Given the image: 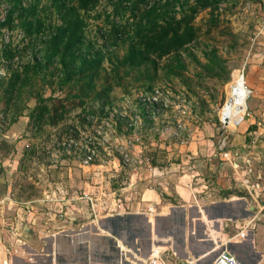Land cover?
<instances>
[{
    "label": "rangeland",
    "instance_id": "rangeland-1",
    "mask_svg": "<svg viewBox=\"0 0 264 264\" xmlns=\"http://www.w3.org/2000/svg\"><path fill=\"white\" fill-rule=\"evenodd\" d=\"M59 1L23 0L24 8L16 11L11 25L0 27V185H6L0 206L9 214L22 213L26 204L34 207L29 210L39 217V226L30 224L37 228H31L30 239L49 243L51 233L65 225L66 229L79 230L84 226L88 234L98 230L109 233L108 227L115 234L111 224L114 218L147 213L149 205L144 204L155 202L161 189L170 200L178 195L180 187L186 192L196 188L203 196L211 193L216 198L225 197L228 189L242 196L236 187V182L243 179L241 170L245 165H257L253 156L260 161L262 153L255 149L256 134L244 139L243 122L232 128L222 120L221 112L238 76H244L248 87L255 89L250 81L251 71L255 73L252 64L264 62V0H226L220 7L219 26L209 32V11L200 12L196 24L202 30L198 40L182 51L187 64L182 76L166 70L173 54L161 60L158 71L123 66L129 36H115L113 29L115 24L121 27L133 23L132 6L125 0L127 8L116 12L115 5L123 0H99L96 7L82 13L87 22L86 40L79 51L105 55L101 73L91 86L94 89L87 92L84 81L64 85L65 69L55 59L33 74L24 88L19 84L8 91L16 71L47 61L50 39L62 23ZM14 2L0 0V22ZM25 20L34 22L33 33L24 28ZM38 20L43 26L37 32ZM213 48L228 66L215 77L191 58L195 55L205 63L204 52ZM82 88L88 95H83ZM106 88L110 91L105 92ZM52 95L64 99L66 109L58 117L47 114L37 123L32 115L39 97ZM256 97L251 93L249 108ZM246 149L252 151L249 157L243 152ZM90 153L93 158L87 160ZM150 197L153 200H148ZM171 214L166 213L168 217ZM156 215L151 222L158 240L164 228ZM204 217L209 219L208 213ZM240 221L232 223L230 230L234 243L242 239L237 237L244 228ZM259 221L254 243L264 253V217ZM143 231L144 227L140 233ZM130 234L120 238L124 254L133 264H142L147 251L126 245ZM54 237L56 247L64 248L59 237ZM91 244L95 250L97 243ZM192 248L197 250L196 245ZM219 249L201 262L212 261ZM196 257L193 254L192 258Z\"/></svg>",
    "mask_w": 264,
    "mask_h": 264
},
{
    "label": "crops",
    "instance_id": "crops-1",
    "mask_svg": "<svg viewBox=\"0 0 264 264\" xmlns=\"http://www.w3.org/2000/svg\"><path fill=\"white\" fill-rule=\"evenodd\" d=\"M258 64H252L251 69H254L255 73L251 71L250 77L255 88H251L252 94H256L257 97L251 107H248L246 117L244 115L242 121L237 124V128L243 122L241 130L244 139L253 133L256 134L257 144L260 146L258 147L256 144L257 148L255 149H259L263 155H260V161L253 156L259 162L257 165H245L241 170L243 179L236 182V187L239 188L240 193H245L244 195L237 196L228 189L225 197L216 198L217 196H212L211 193L203 196L196 188L186 192L183 187H180L177 189L178 195H174L170 200L169 196L165 197L164 189H161L160 197L153 196L156 200V203H153H155L158 213L155 218L164 224H162L164 233L158 240L154 238V227L151 222L154 218L153 215L141 213L131 217V213H129L120 215L111 221L115 234L108 227L105 228L109 233H101V230H98L93 234H88L84 226L79 230L66 229L65 225L64 229L61 228L62 230L60 229L59 232L51 233L48 239L49 243H40L39 240L34 242L30 239L32 234L30 230L33 226H39L37 224L39 217H34L37 214L33 210H29L34 207L31 208L26 204L23 205L26 209L21 208L22 213L20 210L15 214H9L4 206H0V264H133L130 258L124 254L120 241L124 234L129 233L132 236L126 240V245L134 250L144 248V251H147V257L150 240L153 245L154 243H165V246H170L179 258L187 259L193 254L198 257L214 249V238L218 239V242L221 241L220 239L229 240L231 238L230 230L234 225L232 223L239 220L244 223V228L241 233L237 234V237L242 239L240 243L230 241L229 249L237 255L242 264H264V253L258 243H254V230L257 229L259 220L264 217L261 216L264 213V62ZM243 152L248 156L252 151L246 149ZM247 160L249 162V158ZM261 160L262 163H260ZM238 166L240 167V165ZM3 188H6L5 184L0 185V197L5 198ZM148 200H153V198L150 197ZM3 201L4 199L0 198V205H3ZM151 204L152 202H149L144 205L150 206ZM66 207L70 209L68 205ZM166 213L172 214L168 217L169 215L167 216ZM204 213H208L209 219L204 217ZM29 217L32 223H30ZM102 217L106 218L107 216ZM249 223L250 225L246 227ZM143 227L144 231L141 234L140 229ZM208 227L214 235L206 233ZM51 236H53V241ZM54 236L59 237L58 241L64 243V248L56 247ZM169 236L171 237L170 242H163ZM92 241L97 243L95 250L92 247ZM172 241L176 242L174 246L171 245ZM234 244H237L235 248ZM158 245L160 244L156 246ZM194 245L197 246L195 251L192 248ZM168 255L170 256L171 253L169 252Z\"/></svg>",
    "mask_w": 264,
    "mask_h": 264
},
{
    "label": "trees",
    "instance_id": "trees-1",
    "mask_svg": "<svg viewBox=\"0 0 264 264\" xmlns=\"http://www.w3.org/2000/svg\"><path fill=\"white\" fill-rule=\"evenodd\" d=\"M121 4L115 5L116 12L127 8ZM226 0H126L133 13V23L130 26L114 25L115 36L127 34L130 43L128 53L123 59V66L134 70L146 68L158 71L161 60L167 56L174 55L166 64L168 73L175 76H182L187 69V64L183 60L182 51L188 45L195 43L200 37L202 27L196 24V19L200 12L209 11L206 22L208 32L220 24V7ZM99 0H75L72 5L65 1L57 2L61 24L57 27L49 42L47 61L37 62L27 65L20 71H16L10 78L8 91L20 87L24 88L28 82L32 81V75L38 73L44 66L51 64L55 59H59L65 69L63 84L86 82L88 90L95 84L101 73V68L105 61V55L100 52L93 56L80 53V49L86 40L85 27L87 26L83 12H89L97 6ZM23 7V0H15L14 7L8 12L4 21L0 22V27L11 25L16 11ZM32 13H35L33 10ZM24 28L33 33L34 22L23 21ZM37 32L41 30L43 23L38 20ZM207 62L203 63L195 55L192 61L197 62L206 68L213 76H220L222 70H227L226 60L220 56L217 48L204 52ZM76 76H78L76 78ZM107 89V88H106ZM83 95H88L84 92ZM110 88L105 90L109 92ZM79 96V95H75ZM100 96V95H99ZM39 103L35 108L33 117L36 122L45 118L47 114L58 117L60 112L66 109L65 100L50 96H40ZM51 103V104H50ZM56 121V119H55ZM53 121V122H55Z\"/></svg>",
    "mask_w": 264,
    "mask_h": 264
},
{
    "label": "built area",
    "instance_id": "built-area-1",
    "mask_svg": "<svg viewBox=\"0 0 264 264\" xmlns=\"http://www.w3.org/2000/svg\"><path fill=\"white\" fill-rule=\"evenodd\" d=\"M3 21L5 19H2ZM157 93L161 94L159 90H157ZM161 96V95H160ZM156 102H158L159 100L157 98L154 99ZM154 101V103H155ZM166 107H168V103H166L165 105ZM93 158V155L90 153L87 156V160H91ZM91 200L93 201V199L91 198ZM150 215H153L156 213V208H155V203H152L149 207H148V212ZM230 222V221H229ZM250 225L247 224L246 227H248ZM227 226H229V223H227ZM207 234H212L214 235V233L212 232L211 229H209V227L206 230ZM221 241L218 242L219 240L214 238V249H219V247H221L219 250V253L216 255V257L209 262L208 264H242V262L240 261V259L237 257V255L232 252L230 249H228V244L230 241H233L231 238L229 239L230 241L228 242V240H224V239H220ZM169 241L168 239L164 240L163 242H167ZM162 242V241H161ZM212 250V251H213ZM169 252L171 253V255L169 256ZM210 254H202L196 258H192L193 256L188 257L187 259H182L179 258L177 256V254H175V252L172 250V248H170V246H165V243L158 245L157 247L155 246V243L151 249V252L148 254V257L143 261L142 264H203L201 262V259L208 256Z\"/></svg>",
    "mask_w": 264,
    "mask_h": 264
},
{
    "label": "bare ground",
    "instance_id": "bare-ground-1",
    "mask_svg": "<svg viewBox=\"0 0 264 264\" xmlns=\"http://www.w3.org/2000/svg\"><path fill=\"white\" fill-rule=\"evenodd\" d=\"M251 89L246 83L244 76H238L232 92L221 112L222 120L230 127L237 128V124L242 121L248 109V100L251 96ZM211 261H203L208 264Z\"/></svg>",
    "mask_w": 264,
    "mask_h": 264
},
{
    "label": "water",
    "instance_id": "water-1",
    "mask_svg": "<svg viewBox=\"0 0 264 264\" xmlns=\"http://www.w3.org/2000/svg\"><path fill=\"white\" fill-rule=\"evenodd\" d=\"M152 246H153V242L150 240V249L148 251V254L151 252Z\"/></svg>",
    "mask_w": 264,
    "mask_h": 264
}]
</instances>
